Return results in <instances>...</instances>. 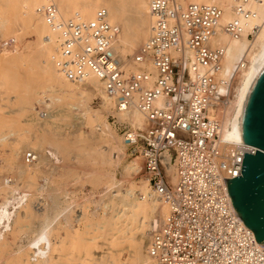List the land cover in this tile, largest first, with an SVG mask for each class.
Segmentation results:
<instances>
[{
  "label": "built area",
  "instance_id": "2783aa9c",
  "mask_svg": "<svg viewBox=\"0 0 264 264\" xmlns=\"http://www.w3.org/2000/svg\"><path fill=\"white\" fill-rule=\"evenodd\" d=\"M42 1L47 25L62 40L64 71L72 79L99 76L120 112L137 109L146 116L147 127L136 136L130 126L113 122L171 210L149 241L154 264H264V246L237 215L225 180L241 177L245 155H255L257 148L244 138L230 142L222 136L223 109L247 58L222 77L225 49L211 44L222 11L150 0L151 35L134 61L140 67L151 62L155 73H126L113 49L120 29L109 23L106 10L89 23L66 21L54 0ZM253 1L241 0L235 8L237 19L226 27L230 38L242 37ZM34 158L29 153L26 160Z\"/></svg>",
  "mask_w": 264,
  "mask_h": 264
},
{
  "label": "bare ground",
  "instance_id": "6f19581e",
  "mask_svg": "<svg viewBox=\"0 0 264 264\" xmlns=\"http://www.w3.org/2000/svg\"><path fill=\"white\" fill-rule=\"evenodd\" d=\"M54 1L59 10L60 18L66 21L73 20L77 22L89 23L97 20L100 11L106 10L108 14L107 17L109 23L112 26H116L120 29L119 35L116 37L114 41L113 49L115 54L123 62L124 71L126 73H139V72L142 73L145 70L149 73H155V70H153L151 62L147 61L144 63V65L140 67L134 61L137 54L141 53V49L143 45L147 42V40L151 35L152 18L150 16V11H149L150 0H135L134 2L131 1L127 2V0H54ZM178 1H179L178 3H181L184 6L190 3L213 5L218 7L222 11V16L219 19L218 26L216 27L215 35L211 39L212 46H221L225 49L226 55L223 59L222 77L226 78L230 76L231 72L235 71L236 64L240 61V59L244 56L247 57L246 60L244 61V67H242L240 71L236 73L234 78V82H233L234 99L230 102L228 106H226L225 109H223V116H222L224 120V131L222 133V136L225 138V140H228L230 142L243 140V127H244V117H245L246 108L250 96L264 71V0H255L253 2H250V4L248 5V8L252 11L253 15L249 20L243 22L244 29H243L242 37L240 39L230 38L226 30V27L228 26L229 23L237 19L235 8L238 7L239 4H241L240 2L241 0H178ZM42 4H43L42 0H0V54L3 53L4 52L3 49H5L7 50L6 52H9V55H11L12 57L13 55L10 53H15L16 50H18L19 48L17 42L18 40L17 37H15V33L17 34L16 31L17 25H20V28L22 26L23 31L31 32L34 35L35 42L34 44H32V46H34V49H32L31 51L22 50L23 52L21 51L20 53L22 54L24 53L25 55L26 54L27 55L25 56L23 54L21 55L23 57H21L19 54L20 56L19 58L21 59H19L17 56L18 60L16 61H18L19 63L21 62L25 63L26 61L27 64V59L29 58V60L31 61V59L34 57L35 54H36L35 55L36 59L40 60L41 55L37 54L39 52H36L37 51L35 49L36 47L47 48V51H49L50 54V56L46 59V64L44 66H42L41 64L42 68L40 69L38 68L37 70V71L41 70L42 73L41 79L39 78L37 79V77L34 78L31 75L28 79L24 78V80L21 79L20 75L17 74L18 72L16 71V68L14 70H11V68L6 67L7 68L6 69L5 64H7L6 63L7 60L3 61L4 58L0 56V92L3 89H6L7 91L12 90L18 92V95L16 96L17 97L16 101L13 102L14 103L13 106L15 105L17 109L14 110L13 112L19 115L20 117L26 111L34 107L37 103H40L42 105L41 108H43L41 110H44L43 106L50 107L55 102L57 103L64 102L68 110H72L73 112H78V116H77L78 118L74 119L75 118L74 117L72 118V120L70 119L71 121L76 120L74 122L76 130L73 131L74 133H71L73 135V138L67 141L66 143L65 139H62L63 137L62 138L60 137L61 134L59 132H56L55 129L49 127L50 125L48 124H52V123L50 122L47 123V121H43L46 123L39 124L40 132L36 133L37 135H35L34 138L31 139L30 137H28L29 131L22 128L20 122H18V120L15 121L16 118L15 120H13V118L12 120L10 119L8 120L5 119L6 118L5 115H4L5 118L3 117L4 119L1 118L0 116V125H2L3 128L5 129V131L0 133V142L3 143L4 145V143L9 141L8 139L9 137H11V135L13 136L17 135L16 139H14L11 145V150L15 152L13 154V157L6 161L5 167L8 169L12 168L15 170L13 174L14 173L17 174L18 180L22 181L21 185L22 183L28 185L32 181L33 172L29 169H25V167L26 168L33 167L38 171H40L44 163L49 164L51 163L50 162L51 160L53 161V159L59 161L58 159L59 155H62L63 157L66 158L71 154H74L76 150L74 152L70 148L71 146L77 147L79 145L78 147H81L80 146L81 144L87 143L86 140H82L81 134L88 133V135H91L93 133L95 136L97 134L96 131L100 129V125L103 124L105 127L104 129L101 128L102 130H100L101 131L100 134L102 137L100 141H102L104 146L102 147L94 146L90 149L88 148L89 151L87 153V157L91 155L89 161L91 162L95 161L97 165L100 164L102 166L109 167L108 173L102 171L101 174H105L109 176L108 177L109 180L106 184L107 186H105L107 187L106 189L109 190L115 189L116 193H118L116 195H113L111 199L113 200L115 198L114 200H116V204L119 207H121V212L119 213L117 212L119 209L118 206L115 207L116 209H114L115 205L107 206V208H109L108 209L109 212L111 210L113 212L112 213L110 212L111 216H109L107 212L105 216L99 220V224H98L96 222L92 223L90 220L88 221L86 214L87 211L86 212L84 211L85 213L81 218L80 222L82 220H87L88 223L85 225L82 231L75 230L74 232L73 230L74 234H72V232L69 233L73 235V236L71 235L73 237L72 240L71 239L67 240L66 238V237L68 238L71 237L70 235L68 236L66 235V237L64 238L62 237L63 239L66 238L65 240L66 243L70 242L71 244L69 243L70 244L69 254H67L68 252L66 254L64 252L67 250V248H69L67 244L64 247V249L66 248V250H62L61 252H64L63 254H65L66 257L68 256L69 263L67 262L66 264H121L118 254H111L112 256L110 255L109 259L105 257L106 260L104 259L96 260L93 258L94 247L95 249L97 248L96 246H94V243H96V239L99 236H104L105 234H108L110 235V240L108 241L111 243L110 246H112V248L117 249L121 245L123 246L124 245L123 243L125 244L127 243L128 245L130 244V247H132L135 251L133 253L134 254L136 253V255L140 259L149 258L150 260L151 258L153 261V257L151 256L150 253L151 245H149L147 253L145 255H143L142 251L139 250L138 248L139 245L135 242L136 240L135 231L137 230L135 228L137 227V223L139 224L140 222L141 226L137 227L139 229L138 231H142L144 228L147 227L154 229L155 231L161 226L162 222L165 219H167V217L170 215L171 210L167 202L164 199H162L161 196L156 192V190L151 186L148 179H146L145 182L142 183V185L140 186L141 187L140 190L142 194L140 193L141 195H139L138 198L134 197L135 191L137 190V188H139L137 185H130L128 186L127 190L126 189L123 190L122 188L123 183L116 179L115 175L117 173L115 172L118 171L116 168L117 166H119L122 159L124 158L125 147H127L128 145L126 144L123 135L124 141L122 146L120 144L121 142L119 140V137L114 133V131L109 126V124L103 121L104 119L103 115L110 114L111 110L114 109L112 114L116 116L117 123L130 124L132 130L134 131L133 134L134 136H136L141 129L147 127L146 116L137 109H131L126 112H120L117 109L116 102L113 100V98H111L108 95L107 85L105 84V82L102 81L99 76L93 73H89L84 77H79V78L74 77L85 81V83L82 85L75 86L69 83L68 77L70 75L67 74L62 68L63 59L61 57V45H62L61 37L58 33L53 32L51 28L47 25L45 21L44 13L39 9V7H41ZM251 35L253 36V39L249 37ZM42 52L44 53L43 50ZM4 56L7 57L8 55L7 56L4 55ZM128 56H130V59ZM53 59L56 60V62L58 63L59 69H54L53 64L55 63L52 64V61L53 62L55 61ZM34 62H31L30 64L34 65L35 64ZM38 63H40V61H38ZM38 63H36V65L39 66L40 64ZM23 66H28V64L27 65L23 64ZM27 68H30V66ZM30 70L32 71V73H34L33 68H30ZM30 70H28V72ZM15 71L17 73H15ZM150 85H152V81L150 82ZM85 86H89V87L86 88ZM89 88L92 89L97 94H99L100 96H102L104 100V104H102L103 108L99 111L93 112L88 105L89 97L87 95L88 94L87 90ZM16 92L14 94H16ZM4 95L6 94L4 93ZM158 104H160V101H158ZM78 120L81 122L77 123ZM32 140L35 141L34 149L41 148L42 146L48 144L51 147L55 148L58 151V153L56 152V150L55 151L53 149L50 150L49 153L50 156H52V159H50L48 155L45 154V152H41V151L32 152L35 158L31 163H28L26 160V157L28 155L27 154L24 159V163H23L24 168H23L18 162V157L20 155V152L22 153V150L24 151V148H26L27 146L31 147L29 145V142ZM85 145L87 146V144ZM83 148L81 149V151L75 153L76 156H79V158L82 157L81 152H84L85 150V149L83 150ZM83 155H84L83 157H86L85 154ZM142 161L144 160L142 159ZM53 165L56 167V163ZM82 165L84 166L85 164ZM68 166L69 165H67V167ZM139 170H140V164L138 162H133L127 165V167L125 168V172L127 175L130 173H136ZM100 171H97L95 175L97 176V174L100 173ZM66 174H68V171L65 170L62 176L64 177ZM169 174L172 178V181L175 184L177 180L175 167H172V169L169 171ZM18 180L12 178H5L4 180H2L3 182L0 183V195L2 194L7 196V201L5 202V204H0V260H4L5 264H38L39 262L37 261V258L40 257V259L41 258L43 259L44 264H53L52 262L54 261L56 262V259H54L55 255L54 256L52 255L54 252H57L56 253L57 256L59 257L60 255V257L58 258L57 256H55L57 257V261L59 260L58 263L55 264H63L67 260L63 254L58 255V252L60 250L58 248L59 245L55 243L57 245V247H55L53 240L50 237H48V235H46L45 233L47 232L46 230L53 223L58 222L63 218H65L64 220L66 222L70 220H74L72 219L73 210H71V205L68 206L65 205L66 207H64L63 210L61 211H57L56 207L58 205L56 207H54L55 206L54 205L49 212L45 211L41 215H35L32 213L33 209L30 210L32 207L30 208V206H28L29 203L27 199L28 198L27 193L22 190L23 186L21 187L20 184L17 183ZM30 185H28L27 187H29ZM45 188L43 192L46 193ZM53 190L55 191V189ZM49 191L51 192L52 190ZM55 193H57V191ZM21 194L23 195L20 196ZM58 194H55V196H58ZM49 195L51 196V194ZM68 197L69 196L66 197V200ZM111 199L107 198V200H111ZM59 200L57 201L59 202L58 204L60 207L61 200L60 201ZM159 200H161L162 203H160ZM41 202L43 203L44 201ZM42 203L40 204L42 205ZM52 204L53 203H51V206ZM45 205L46 204H44V206ZM21 208L22 209L26 208L25 210H27V212L25 211L26 214L23 217H21V214L19 215L20 213L19 211ZM140 217H142L141 221H139ZM34 219L35 220L41 219V221L44 220L46 229H42L44 228V226L41 223L42 224L41 226L43 227L40 228L42 229L41 232L37 233L39 234L38 238L31 241H29L30 240L29 239L27 241L28 244L25 245L22 243L21 240L22 235L26 233V229L28 228L27 226H29V224L27 223L29 221L34 222ZM32 224L30 223V225ZM133 224H135L136 226L134 225L135 227H133ZM142 225H144V227ZM92 230L94 235L97 232V230L98 232H100L97 234L100 235L99 236L97 235L98 236L97 237L96 235L94 236L92 233L94 238L90 237L92 238L91 240H89L88 238V242H87L86 237L91 235ZM58 231L54 233L56 234L58 233ZM34 232L35 230H33V233ZM36 232H38L37 228H36ZM153 232L152 233L149 232L150 233L149 235L144 234L146 236V237L144 236L145 238H149L148 241L146 239V242H148L147 244H149ZM54 233L51 232V236L52 234L54 235ZM61 234L62 232L60 233V236H63ZM43 236L47 237L45 241L43 239L41 240ZM53 238L55 239V236H53ZM65 241L64 242L61 241V242L64 243L65 245ZM20 242L21 244H19ZM61 242L59 244H61ZM260 245L264 246L263 243H260ZM29 248L33 250L30 251L31 253L34 252L33 255L35 259L33 260V258L31 257L33 261H31L29 258V256L31 255V253L28 252ZM62 248L63 247H61V249ZM80 253H82L83 255L85 254L86 255L85 257L86 258L88 257L87 259L88 261ZM22 254L26 255L27 258H25L26 256L24 257ZM75 254L76 255L80 254L81 256L79 255L77 258H75L76 256ZM61 256L64 257L63 259H65V261L61 259ZM60 260H63L64 262L62 261L63 263H60Z\"/></svg>",
  "mask_w": 264,
  "mask_h": 264
},
{
  "label": "rangeland",
  "instance_id": "374dc122",
  "mask_svg": "<svg viewBox=\"0 0 264 264\" xmlns=\"http://www.w3.org/2000/svg\"><path fill=\"white\" fill-rule=\"evenodd\" d=\"M134 2L135 0H127V2ZM18 27V28H17ZM16 31H17V34L15 33V37H17V42H18V45H19V48H18V50H16V52L15 53H10V54H12L13 56V59H12V57H11V55H9V52H6L7 50H5V49H3V53H1L0 54V56H2V58H4L3 59V61H5V60H7V61H9V62H7L6 61V63L7 64H5L6 66H5V68L7 67V68H11V70H14L15 68H16V71L18 72H16L15 71V73H17L18 75H20V78L21 79H23L24 80V78L26 79H28L31 75L35 78V77H37V79L39 78V79H41V75H42V73H41V70H39V71H37L38 70V68L40 69V68H42V66H44L45 64H46V59L50 56V54H49V51H47V48H44V47H36L35 49L37 50L36 52H39V53H37V54H40L39 56H40V60H38V59H36V57H35V55H34V57L31 59V61L29 60V58L27 59V64H28V66H23V64H25V65H27L26 64V61H25V63H23V62H21V63H19L18 61H16V60H18V58L21 56V55H23L22 53H20L22 50L24 51H31L32 49H34V46H32V44H34V42H35V39H34V35L31 33V32H29V31H23V27L21 26V28H20V25H17L16 26ZM19 31V32H18ZM34 40V41H33ZM4 41H6V40H4ZM30 44H29V43ZM28 43V44H27ZM3 45V44H2ZM27 45V46H26ZM32 46V47H31ZM30 47V48H29ZM24 48H26V49H24ZM38 48V49H37ZM42 50L44 51V53L42 52ZM22 51V52H23ZM40 51H41V53H40ZM6 53V54H5ZM8 53V54H7ZM17 53V54H16ZM19 54H20V56H19ZM47 54V55H46ZM4 55H8V56H10V57H5ZM16 55V56H15ZM25 55V54H24ZM27 55V54H26ZM25 55V56H26ZM4 56V57H3ZM17 56H18V58H17ZM16 57V58H15ZM21 57H23V56H21ZM129 57V59H130V56H128ZM8 58V59H7ZM44 58V59H43ZM19 59H21V58H19ZM33 59H35V60H33ZM17 62H15V61ZM36 60H38V61H40V63H38V61H36ZM42 60V61H41ZM54 60V59H53ZM21 61V60H20ZM34 61H36V62H34ZM44 61V62H43ZM55 62H53L52 61V64L53 63H55V64H53V67H54V69H59V65H58V63L56 62V60H54ZM29 62V63H28ZM31 62H34L35 64V66L34 65H32V64H30ZM42 62V63H41ZM36 63H38V64H40L39 66H41V64H42V66L41 67H39L38 65H36ZM14 66V67H13ZM30 66V68H33V72L34 73H32V71L30 70V68H27V67H29ZM12 67H13V69H12ZM6 68V69H7ZM26 68H27V70H26ZM26 70V71H25ZM28 70H30L29 72H28ZM26 72V73H25ZM31 72V73H30ZM36 72V73H35ZM30 73V74H29ZM69 79H68V81H69V83H71L72 85H75V86H77V85H82V84H84L85 83V81H83V80H81V79H78V78H71L70 76L68 77ZM86 88L87 87H89V86H85ZM4 91V92H3ZM6 91V92H5ZM3 92V93H2ZM16 91H12V90H9V91H7L6 89H3L0 93V116H1V118H3L4 117V115H5V119H10V120H12V118H13V120H15V118H16V120L15 121H17L18 120V122H20V125L22 126V128H24V129H26V130H28L29 131V134H28V137H30L31 139L32 138H34V136L35 135H37L36 133H39L40 131V128H39V124H41V123H46V122H43V121H47V123H52V124H48V125H50L49 127H51V128H53V129H55V131L56 132H59L61 135H60V137L62 138V139H65V141H66V143H67V141H69V140H71L72 138H73V135L71 134V133H74L73 131L74 130H76V127H75V121L76 120H74V121H71L72 120V118H74V119H76V118H78L77 116H78V112H73L72 110H68L67 109V107H66V105H65V103L63 102H60V103H57V102H55L54 104H52L50 107H46V106H43L44 107V110H41V109H43V108H41V104L40 103H37L34 107H32L31 109H29L28 111H26L21 117L19 116V115H17L16 113H14L13 111L14 110H16L17 108H16V106L14 105L13 106V102H15L16 101V96L18 95V92H16V94H14ZM87 92H88V97H89V100H88V105H89V107L91 108V110L93 111V112H95V111H99V110H101L102 108H103V106H102V104H104V100H103V98H102V96H100L99 94H97L96 92H94L92 89H88L87 90ZM4 93L6 94V95H4ZM2 95H4V96H2ZM39 97H41V96H39ZM12 99V100H11ZM39 99V98H38ZM234 98L232 97V99H231V101L233 100ZM2 100V101H1ZM12 103V104H11ZM62 103V104H61ZM11 105V106H10ZM40 105V106H39ZM54 105V106H53ZM65 105V106H64ZM58 106V107H57ZM62 106V107H61ZM3 107V108H2ZM15 107V108H14ZM38 107V108H37ZM65 108V109H64ZM39 109V110H38ZM38 110V111H37ZM59 110V111H58ZM75 110V109H74ZM2 111V112H1ZM114 111V109H112L111 110V113L110 114H104L103 116H104V119H103V121H105V122H107L108 124H109V126L111 127V129L114 131V133L119 137V140H120V144L123 146V134L120 132V130L117 128V126H116V124L118 125V123H117V119H116V116L114 115V114H112V112ZM12 112V113H11ZM65 114H64V113ZM70 113V114H69ZM75 113H77V114H75ZM3 114V115H2ZM57 114V115H56ZM60 114V115H59ZM18 117H17V116ZM55 115V116H54ZM62 115V116H61ZM45 116H47V117H45ZM49 116H51V117H49ZM69 116V117H68ZM71 116V117H70ZM54 117V118H53ZM3 118V119H4ZM30 118V119H29ZM44 118H47V119H44ZM22 119V120H21ZM34 119H36V120H39V121H36V120H34ZM49 119H51V120H49ZM71 119V120H70ZM113 119L115 120V122H116V124H115V122H113ZM70 120V121H69ZM78 122H81V121H77V123ZM55 123V124H54ZM30 124V125H29ZM36 124H37V126H36ZM126 124V123H125ZM28 125V126H27ZM74 125V126H73ZM126 125H128V126H130V124H126ZM0 126H2V125H0ZM25 126V127H24ZM73 127H75V128H73ZM104 125L103 124H101L100 125V129L99 130H97L96 131V135L94 136V134L92 135H88V133H86V134H81V138H82V140H86L87 141V143H85V144H87V146L83 143V144H81L80 146L81 147H75V146H71L70 148L75 152V150H76V152H78V151H81V149L83 148V150H84V152H81V154H82V157H80L79 158V156H76V152L74 153V154H71L70 156H68V157H63L62 155H59L58 156V159H59V161H57V160H55V159H53V161L51 160L50 162L51 163H47V164H45L44 163V165L42 166V168H41V170L40 171H38L37 169H35V168H33V167H29V168H26L25 167V169H29V170H31L32 172H33V178H32V181H31V185L30 184H28V185H30L29 187H27L28 185L27 184H24V183H22V185H21V182L22 181H20V180H18V176H17V174H13V172L15 171L14 169H8V168H6L5 166H6V161L8 160V159H11L12 157H13V154H14V152L15 151H12L11 150V145H12V143H13V141H14V139H16V137H17V135H15V136H13V135H11V137H9V141H7L6 143H4V145H3V143H1L0 142V183L1 182H3L2 180H4L5 178H12V179H17L18 181H17V183H19L20 184V186L22 187L23 186V191H25L26 193H27V196H28V206H30V210H32L33 212V214H35V215H41V214H43L45 211L46 212H49L50 211V209H52L53 208V206L54 207H56L57 205V207H56V210L57 211H61V210H63V208L64 207H66V206H68V205H71V210H73V218L72 219H74V220H70V221H68V222H66L64 219L65 218H63V219H61L60 221H58V222H55V223H53L46 231V235H48V237H50L52 240H53V243H54V245H55V247H57V245H59L58 246V248L60 249L59 250V252H58V255L59 254H63L64 252H65V254L67 253V254H69L70 253V251H69V249H70V240L69 241H67V242H69V243H66V238H67V240L68 239H71L72 240V234H74V232H75V230H79V231H82L83 229H84V227H85V225L88 223L87 222V220L89 221H91L92 223L94 222H96V223H98L99 224V220L102 218V217H104L105 216V214L108 212V214H109V216H111V213L113 212L112 210L109 212V208H107V206H109V205H115L114 206V209H116L115 207L116 206H118L117 204H116V200H112L111 198L113 197V195H116V194H118V193H116V190L115 189H106L107 187H105V186H107L106 184H107V182H108V180H109V176L108 175H105V174H101V172L102 171H104V172H106V173H108V171H109V167H107V166H102V165H100V164H96V162L95 161H89V158H91V155L89 156V157H87V153H88V151H89V149L90 148H92V147H94V146H96V147H102V146H104V144L102 143V141H100L101 140V131L100 130H102V129H104ZM131 127V126H130ZM1 129L3 128V126L2 127H0ZM29 128V129H28ZM102 128V129H101ZM0 129V133L1 132H3V131H5V129L3 128L2 130ZM37 129V130H36ZM100 131V132H99ZM34 133V134H33ZM30 135H32V136H30ZM100 135V136H99ZM90 136V137H89ZM91 138V139H90ZM100 138V139H99ZM88 142H89V144H88ZM69 143V142H68ZM3 145V146H2ZM29 145L31 146V147H29V146H25L26 148H24V151L22 150V153L20 152V155H19V157H18V162L20 163V165L24 168V165H23V163H24V159H25V156L27 155V154H29V153H32V152H35V151H41V152H45V154L46 155H48V157L50 158V159H52V156H50V153H49V151L50 150H56L55 148H53V147H51L50 145H48V144H46V145H44V146H42L41 148H38V149H34V145H35V141L34 140H32V141H30L29 142ZM84 145V146H83ZM91 146V147H90ZM87 147V148H86ZM44 148V149H43ZM48 148H49V150H48ZM80 148V149H79ZM89 148V149H88ZM42 149V150H41ZM131 150H130V148L127 146V147H125V156H124V158L122 159V161H121V163L119 164V166H117V170L118 171H116V169H115V173H117L115 176H116V179L118 180V181H120V182H122L123 184H122V188H123V190L124 189H126L127 190V188H128V186H130V185H137L139 188H137V190L135 191V193H134V197H136V198H138L139 197V195H141L142 194V192H141V185H142V183H144L145 182V180L147 179L146 178V176L144 175V161H142V158L141 157H137V156H133L132 155V153L130 152ZM56 152L58 153V151L56 150ZM44 154V153H43ZM83 154H85L86 155V157H83L84 155ZM75 155V156H74ZM76 157V158H75ZM115 157H117V156H115ZM73 158V159H72ZM63 159V160H62ZM69 159V160H68ZM72 159V160H71ZM68 160V161H67ZM26 161V160H25ZM70 162V163H69ZM89 162V163H88ZM124 162V163H123ZM133 162H138L139 164H140V170L138 171V172H136V173H130V174H126V172H125V168L127 167V165H129V164H131V163H133ZM56 163V167L53 165V164H55ZM64 164V165H63ZM82 164H85L84 166L82 165ZM49 165V166H48ZM61 165H63L64 166V168H63V166H61ZM67 165H69L68 167L70 168H68L67 167ZM71 165H73V166H71ZM50 166H51V168H50ZM53 166H54V168H53ZM44 167V168H43ZM59 167V168H58ZM62 167V168H61ZM46 168V169H45ZM58 168V169H57ZM8 169V170H7ZM45 169V170H44ZM68 169V170H67ZM65 170L66 171H68V174H66L64 177L62 176V174L65 172ZM101 170V171H100ZM56 171V172H55ZM97 171H100V173H98L97 174V176L95 175L96 173H97ZM50 172H52V173H50ZM69 172H71V173H69ZM92 172H94V173H92ZM56 173V174H55ZM58 173V174H57ZM62 173V174H61ZM90 173V174H89ZM46 174V175H45ZM48 174V175H47ZM61 174V175H60ZM85 174V175H84ZM100 174V175H99ZM135 174V175H134ZM52 175V176H51ZM89 175V176H88ZM92 175V176H91ZM2 176V177H1ZM7 176V177H6ZM15 176H17V177H15ZM56 176V177H55ZM35 177H36V179H35ZM40 179H39V178ZM105 177V178H104ZM68 179H70V180H68ZM45 180V181H44ZM124 180H126V181H124ZM43 181V182H42ZM69 181V182H68ZM95 181V182H94ZM40 182H41V184H40ZM46 183V184H45ZM63 184V185H62ZM46 187H44V186ZM48 185V186H47ZM41 186H43V187H41ZM56 186V187H55ZM49 187H50V189H49ZM52 187V188H51ZM44 188H45V191H46V193L45 192H43V190H44ZM62 188H64V189H62ZM42 189V190H41ZM53 189H55V191L53 190ZM58 189H59V191H58ZM105 189H106V191H105ZM32 190V191H31ZM49 190H52L51 192L49 191ZM108 190V191H107ZM57 191V193H55ZM104 191V192H103ZM29 192V193H28ZM31 192V193H30ZM38 192V193H37ZM48 192H50V193H48ZM60 192V193H59ZM36 193V194H35ZM58 194V196H55V194ZM141 193V194H140ZM33 194V195H32ZM35 194V195H34ZM39 194V195H38ZM44 194V195H43ZM49 194H51V196L49 195ZM54 196H53V195ZM65 194H68V195H65ZM23 194H21L20 196H22ZM42 195V196H41ZM62 195V196H61ZM106 195V196H105ZM31 196V197H30ZM44 196V197H43ZM67 196H69L68 198H67V200H68V203H67V200H66V197ZM105 196V197H104ZM47 197H48V199H47ZM49 197H51V198H49ZM63 197H65V198H63ZM46 198V199H45ZM107 198L108 199H111V200H107ZM54 199V200H53ZM61 200V202H60V207H59V202L57 201V200ZM35 200V201H34ZM59 200V201H60ZM71 200H72V202H71ZM74 200V201H73ZM7 201V196L6 195H0V204H5V202ZM41 201H44L43 203L41 202ZM48 201V202H47ZM65 201V202H64ZM76 201V202H75ZM109 201V202H108ZM160 201V203H162V201L161 200H159ZM54 202H55V204H54ZM71 202V203H70ZM109 204H108V203ZM40 203H42V205L40 204ZM50 205H49V204ZM51 203H53L52 204V206H51ZM57 203V204H56ZM44 204H46L45 206H44ZM63 204H64V206H63ZM75 204V205H74ZM66 205V206H65ZM43 206V207H42ZM84 206H85V208H84ZM58 207H59V209H58ZM46 208H48V209H46ZM85 210H84V209ZM106 208V209H105ZM119 208V209H118ZM118 213L119 212H121V207H119L118 206ZM26 209V208H25ZM25 209H20V213H19V215L21 214V217H23V216H25V214H26V212H27V210H25ZM38 209V210H37ZM83 209V210H82ZM88 209V210H87ZM113 209V210H114ZM36 210V211H35ZM43 210V211H42ZM120 210V211H119ZM26 211V212H25ZM86 212V214H87V220H82L81 222H80V220H81V218L83 217V215H84V213ZM106 211V212H105ZM37 212V213H36ZM40 213V214H39ZM75 213V214H74ZM107 214V215H108ZM108 216V217H109ZM94 218V219H93ZM141 218L142 217H140V219H139V221H141ZM30 223L32 224V225H30ZM43 224V226H44V228H42V229H46V227H45V223H44V220H42L41 221V219H38V220H35L34 219V222L32 221V222H28L27 224H29V226H27L28 228L26 229V233L24 234V235H22V238H21V240H22V243L23 244H28L27 243V241L29 240V241H31V240H35V239H37L38 238V235L39 234H37V233H39V232H41V230L42 229H40L41 227H43V226H41L42 224ZM60 223V224H59ZM63 224V225H62ZM84 224V225H83ZM160 224V223H159ZM53 225H55V226H53ZM58 225V226H57ZM135 224H133V227H135L134 226ZM37 226V227H36ZM40 226V227H39ZM141 225H140V222H139V224L137 223V227H140ZM143 227H144V225H142ZM135 228V229H137L135 232H136V234H135V242L139 245L138 246V248H139V250H141L142 251V253H143V255H145L146 253H147V250H148V247H149V244H147L148 242H146V239H147V241L149 240V238H145L146 236L144 235V234H146V235H149L150 233H152L153 231H154V229H151V228H149V227H147V228H144L142 231H138L139 229L138 228ZM146 227V226H145ZM36 228H37V231L38 232H36ZM60 228V229H59ZM142 228V227H141ZM40 231H39V230ZM55 229V230H54ZM56 229H58V230H56ZM70 229V230H69ZM29 230H31V231H28ZM33 230H35V232L33 233ZM54 230V231H53ZM73 230H74V232H73ZM151 230V231H150ZM58 231V233H54V232H57ZM62 232V234L61 235H63V236H60V233ZM96 231V230H95ZM94 231V232H95ZM32 232V233H31ZM51 232L52 233H54V235L52 234V236H51ZM65 233V235H64V233ZM72 232V234H69V233H71ZM124 232V231H123ZM148 232V233H147ZM150 232V233H149ZM27 233H29V234H27ZM92 233H93V230L91 231V235H89V236H87L86 237V239H87V242H88V238H89V240H91L92 238H94L93 237V235H94V233H93V235H92ZM97 233H100V232H98V230H97V232L95 233V235L97 236H99L100 234H97ZM123 234V233H122ZM37 235V236H36ZM66 235L68 236V235H72L71 237H66ZM94 235V236H95ZM53 236H55V239L53 238ZM58 236H59V238H58ZM97 236V237H98ZM145 236V237H144ZM35 237V238H34ZM64 237H66L65 239H63ZM90 237H92V238H90ZM117 237V236H116ZM49 238V239H50ZM62 240H61V239ZM138 238V239H137ZM27 239V240H26ZM46 240L47 239V237L46 236H43V238H41V240ZM50 239V240H51ZM58 242H57V241ZM59 240H60V242L62 241V242H64L65 241V245H64V243H62L61 242V244H59L60 242H59ZM108 240H110V235H108V234H105L104 236H99L97 239H96V243H94V246H96L97 248L95 249V247H94V250H93V258L94 259H98V260H100V259H104V260H106V258L107 259H109L110 258V255L111 254H118V256H119V260H120V263L121 264H153V261H152V259L150 258V260H149V258H143V259H140L137 255H136V253L134 254L133 252H135L134 251V249L132 248V247H130V244L128 245L127 243L125 244V243H123L124 245L122 246H120L119 248H112V246H110L111 245V243L108 241ZM55 241V242H54ZM55 243H57V245L55 244ZM109 243V244H108ZM19 244H21V242L19 243ZM66 244H67V246H69V248H67V250H66V248L64 249V247L66 246ZM106 244V245H105ZM63 247L62 249H61V247ZM33 249V248H32ZM112 249V250H111ZM62 250H66V251H64V252H61ZM121 250H123V251H121ZM30 251H33V250H31L30 248L28 249V252H30ZM117 251V252H116ZM78 252V251H77ZM31 253V252H30ZM33 253L34 252H32L31 253V255L29 256V258H30V260L31 261H33L34 259H35V257H34V255H33ZM57 252H54L53 253V255L52 256H57V254H56ZM75 253V252H74ZM79 253V252H78ZM97 255H96V254ZM65 254H63L64 255V257L66 258V260L67 261H65V259H63L64 257L63 256H61V259H63V260H60V263H63V264H66L68 261H69V259H68V256L66 257V255ZM80 254H82V253H80ZM79 254V255H80ZM24 257L26 256V255H24V254H22ZM74 255V254H73ZM76 255V254H75ZM79 255H76L75 256V258H77ZM54 256V259H56V262L54 261V262H52L53 264H55V263H58V261H57V257H55ZM81 256V255H80ZM82 256H86L85 254L83 255L82 254ZM109 256V257H108ZM112 256V255H111ZM31 257L33 258V260L31 259ZM59 257H60V255H59ZM58 257V258H59ZM106 257V258H105ZM25 258H27V256L25 257ZM84 259V258H83ZM85 259L87 260L88 259V257L86 258L85 257ZM146 259H148V260H146ZM37 261L39 262L38 264H44V262H43V259L41 258L40 259V257L39 258H37ZM63 261V262H62ZM88 261V260H87ZM150 261V262H149ZM152 261V262H151ZM148 262V263H147ZM5 264V262H4V260H0V264ZM69 263V262H68Z\"/></svg>",
  "mask_w": 264,
  "mask_h": 264
},
{
  "label": "water",
  "instance_id": "95a60500",
  "mask_svg": "<svg viewBox=\"0 0 264 264\" xmlns=\"http://www.w3.org/2000/svg\"><path fill=\"white\" fill-rule=\"evenodd\" d=\"M243 138L257 152L245 155L241 177L225 180L237 215L264 244V71L246 108Z\"/></svg>",
  "mask_w": 264,
  "mask_h": 264
}]
</instances>
